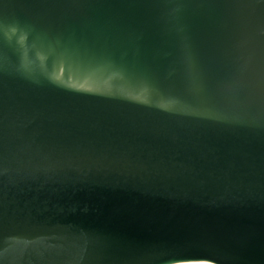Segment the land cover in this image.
<instances>
[{"label":"water","instance_id":"95a60500","mask_svg":"<svg viewBox=\"0 0 264 264\" xmlns=\"http://www.w3.org/2000/svg\"><path fill=\"white\" fill-rule=\"evenodd\" d=\"M264 264V0H0V264Z\"/></svg>","mask_w":264,"mask_h":264},{"label":"bare ground","instance_id":"6f19581e","mask_svg":"<svg viewBox=\"0 0 264 264\" xmlns=\"http://www.w3.org/2000/svg\"><path fill=\"white\" fill-rule=\"evenodd\" d=\"M178 264H211L208 262H188V263H178Z\"/></svg>","mask_w":264,"mask_h":264}]
</instances>
